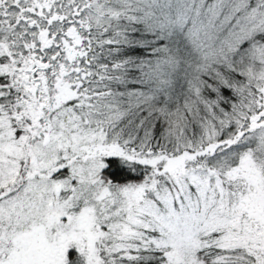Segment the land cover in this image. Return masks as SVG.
<instances>
[{"label":"snow or ice","instance_id":"1","mask_svg":"<svg viewBox=\"0 0 264 264\" xmlns=\"http://www.w3.org/2000/svg\"><path fill=\"white\" fill-rule=\"evenodd\" d=\"M0 264H264V0H0Z\"/></svg>","mask_w":264,"mask_h":264}]
</instances>
